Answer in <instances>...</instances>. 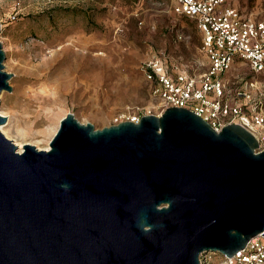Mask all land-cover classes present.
<instances>
[{"label": "water", "instance_id": "water-1", "mask_svg": "<svg viewBox=\"0 0 264 264\" xmlns=\"http://www.w3.org/2000/svg\"><path fill=\"white\" fill-rule=\"evenodd\" d=\"M0 42V92L10 90ZM5 116L0 113V124ZM167 106L101 128L67 112L49 147L0 130V264H200L264 235V148Z\"/></svg>", "mask_w": 264, "mask_h": 264}, {"label": "rangeland", "instance_id": "rangeland-1", "mask_svg": "<svg viewBox=\"0 0 264 264\" xmlns=\"http://www.w3.org/2000/svg\"><path fill=\"white\" fill-rule=\"evenodd\" d=\"M227 1L264 14V0ZM171 2L0 0L3 63L12 73L11 89L0 92V130L19 151L24 143L46 149L67 112L96 128L127 112L160 114L164 109L140 69L150 50H162L169 63L192 74L208 66L200 31ZM237 67L238 77H255L246 61ZM211 257L214 264L221 260Z\"/></svg>", "mask_w": 264, "mask_h": 264}, {"label": "built area", "instance_id": "built-area-1", "mask_svg": "<svg viewBox=\"0 0 264 264\" xmlns=\"http://www.w3.org/2000/svg\"><path fill=\"white\" fill-rule=\"evenodd\" d=\"M170 8L193 19L200 31V49L207 57L208 66L203 72L192 74L179 63H169L162 50L151 49L140 69L151 82L162 110L167 106L185 107L216 130L228 123H240L253 133L258 141L256 150H261L264 148V14L256 17L245 13L227 0H172ZM243 61L255 77H238L235 68ZM122 115L114 122H137L143 114L133 111ZM212 253L220 256L218 264H264V235L250 237L231 256L213 251L200 253L199 263L214 264Z\"/></svg>", "mask_w": 264, "mask_h": 264}, {"label": "bare ground", "instance_id": "bare-ground-1", "mask_svg": "<svg viewBox=\"0 0 264 264\" xmlns=\"http://www.w3.org/2000/svg\"><path fill=\"white\" fill-rule=\"evenodd\" d=\"M2 130L4 131V128H2ZM20 147L22 148L23 146L21 145ZM21 148H20V150H21Z\"/></svg>", "mask_w": 264, "mask_h": 264}, {"label": "trees", "instance_id": "trees-1", "mask_svg": "<svg viewBox=\"0 0 264 264\" xmlns=\"http://www.w3.org/2000/svg\"><path fill=\"white\" fill-rule=\"evenodd\" d=\"M180 15L187 16V15H184V14H180ZM187 17H188V16H187Z\"/></svg>", "mask_w": 264, "mask_h": 264}]
</instances>
